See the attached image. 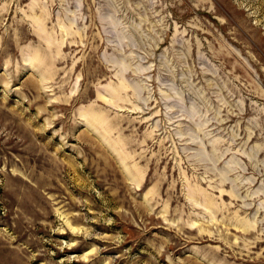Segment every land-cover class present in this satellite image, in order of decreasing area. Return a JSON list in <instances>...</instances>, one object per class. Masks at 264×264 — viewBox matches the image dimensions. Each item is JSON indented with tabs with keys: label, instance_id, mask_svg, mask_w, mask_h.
Segmentation results:
<instances>
[{
	"label": "rangeland",
	"instance_id": "374dc122",
	"mask_svg": "<svg viewBox=\"0 0 264 264\" xmlns=\"http://www.w3.org/2000/svg\"><path fill=\"white\" fill-rule=\"evenodd\" d=\"M0 264H264V0H0Z\"/></svg>",
	"mask_w": 264,
	"mask_h": 264
}]
</instances>
